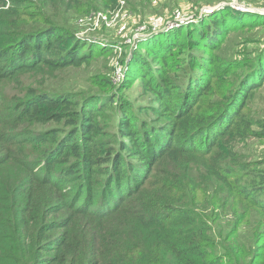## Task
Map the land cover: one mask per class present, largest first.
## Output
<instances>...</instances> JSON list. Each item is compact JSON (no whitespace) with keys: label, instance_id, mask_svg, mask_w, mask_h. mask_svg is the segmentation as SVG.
<instances>
[{"label":"trees","instance_id":"obj_1","mask_svg":"<svg viewBox=\"0 0 264 264\" xmlns=\"http://www.w3.org/2000/svg\"><path fill=\"white\" fill-rule=\"evenodd\" d=\"M228 4L153 52L186 58L173 82L142 74L154 119L123 109L121 151L103 157L95 117L113 99L22 80L97 57L59 23L80 0H0V264H264V155L242 152L264 141V16ZM241 31L247 55L218 54Z\"/></svg>","mask_w":264,"mask_h":264},{"label":"rangeland","instance_id":"obj_2","mask_svg":"<svg viewBox=\"0 0 264 264\" xmlns=\"http://www.w3.org/2000/svg\"><path fill=\"white\" fill-rule=\"evenodd\" d=\"M225 4L252 22L264 16V0H215L210 3H206V0H80V6L62 12L59 23L63 28L75 32L77 44L84 47L85 52L100 47L97 57L88 65L56 71L54 76L48 73L26 74L22 78L23 85L39 87L50 95H76L93 108L113 99L95 117L101 131L94 135V139L104 145L103 157L114 155L121 151L126 137L121 135V121L131 118L123 113V109L129 110L135 124L136 118L153 120L150 108L159 106L158 102H154L155 95L146 89L144 81L150 79H143L142 74L148 76L150 71L155 74L159 71V64L160 70H169L166 72L170 78L168 82H173L176 62L186 58V53L179 51L175 55V63L167 65L154 57L153 52L169 45L179 31H183L180 36L186 42L189 36L186 25L199 27L201 16L224 8L222 6ZM231 38L232 43L218 51L225 59L240 54L246 56L247 51L253 48L242 31ZM180 74L181 79H189ZM11 86L16 85L11 82ZM6 87H10V82ZM52 128H55L54 124L46 123L38 124L35 130L42 133ZM242 148V152L252 156L264 155V141L253 139ZM100 178L105 182V175Z\"/></svg>","mask_w":264,"mask_h":264},{"label":"water","instance_id":"obj_3","mask_svg":"<svg viewBox=\"0 0 264 264\" xmlns=\"http://www.w3.org/2000/svg\"><path fill=\"white\" fill-rule=\"evenodd\" d=\"M217 7H218V6H217ZM217 7H216V8H217ZM214 9H215V8H214Z\"/></svg>","mask_w":264,"mask_h":264}]
</instances>
